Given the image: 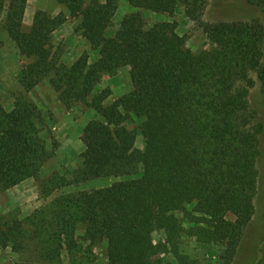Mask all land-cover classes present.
I'll use <instances>...</instances> for the list:
<instances>
[{
  "label": "trees",
  "instance_id": "obj_1",
  "mask_svg": "<svg viewBox=\"0 0 264 264\" xmlns=\"http://www.w3.org/2000/svg\"><path fill=\"white\" fill-rule=\"evenodd\" d=\"M57 1L79 19L76 29L96 58L85 51L70 65L61 62L51 39L67 20L63 12L36 10L24 30L27 0H0V31L29 60L18 74L24 90L48 78L67 109L80 104L99 115L83 128L85 165L70 180L51 173L40 190L47 197L95 178L126 179L58 195L23 220L1 222L0 250L18 254L16 264H61L63 251L73 258L82 226L87 242L106 243L108 264H172L161 257L166 253L177 264H197L180 250L185 234L223 244V264H231L257 191L264 124L248 97L253 74L264 95L263 25L205 21L209 0H124L134 10L109 36L117 0ZM249 2L264 9V0ZM178 8L202 29L209 48L193 52L174 23L147 26L142 14L172 15ZM125 67L132 89L106 103L111 91L98 88L102 76ZM132 116L142 120L130 129ZM42 121L26 97L10 110L0 103V190L37 177L52 157ZM156 231L164 232V242H154Z\"/></svg>",
  "mask_w": 264,
  "mask_h": 264
},
{
  "label": "rangeland",
  "instance_id": "obj_2",
  "mask_svg": "<svg viewBox=\"0 0 264 264\" xmlns=\"http://www.w3.org/2000/svg\"><path fill=\"white\" fill-rule=\"evenodd\" d=\"M89 0H85L88 2ZM101 2L104 0H100ZM117 11L107 35H112L118 28L119 21L124 15L132 12V8L126 1L117 0ZM44 10L56 14L63 12L67 15L64 24L58 27L52 34L51 43L54 49L60 52V60L66 65L72 64L83 52L90 53L91 60L96 55L90 51L88 42L76 29L79 19L68 15L64 6L57 0H27L23 29L31 26L34 12ZM146 25L167 21L174 23L176 33L186 40V47L193 52L209 48L211 43L204 35L202 29L192 20L184 16L182 8L176 9L172 15L151 13L142 11ZM203 19L208 22L217 21H244L257 19L264 28V9L253 5L249 0H209ZM264 58V43H263ZM28 59L21 56L7 33L0 31V103L10 110L16 99L26 97L31 100L42 114L40 135L46 143L49 151L53 152L42 166L40 173L35 178H28L20 184L0 190V223L6 220H23L36 209H39L54 197L61 194L74 193L84 190L98 189L110 186L112 183L126 178L101 177L78 184L64 186L49 196L45 197L39 187L42 179L56 172L72 179L75 173L87 162L85 144L83 141V128L93 119H99V115L85 105L74 104L67 109L58 99V95L50 85L48 78L41 80L33 89L25 91L18 82V74ZM255 84L250 88L249 102L257 111V121L264 124V95L260 85L256 82L255 74L252 75ZM108 87L111 95L106 103L111 102L132 89L129 68L120 69L116 74H105L98 85L99 89ZM140 118L132 116L126 126L136 128L141 123ZM135 147L142 148V137L137 135ZM259 151L257 158V191L253 200L254 212L251 220L244 230L242 239L231 264H264V132L259 136ZM178 216L182 214L177 212ZM229 219H233L228 215ZM186 227L187 224L183 222ZM154 242H164L163 231L153 234ZM77 250L71 259L67 252L61 254V264H108L106 257V243L98 242L90 244L84 239V229L79 226L76 232ZM180 250L193 258L197 264H223L224 245L220 243H205L190 235H183L180 239ZM164 260L177 264L171 254H162ZM18 254L10 248L0 250V264H16Z\"/></svg>",
  "mask_w": 264,
  "mask_h": 264
}]
</instances>
